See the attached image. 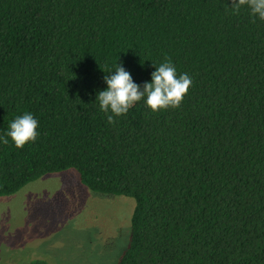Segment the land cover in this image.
Listing matches in <instances>:
<instances>
[{
	"label": "trees",
	"instance_id": "16d2710c",
	"mask_svg": "<svg viewBox=\"0 0 264 264\" xmlns=\"http://www.w3.org/2000/svg\"><path fill=\"white\" fill-rule=\"evenodd\" d=\"M233 0H0V197L75 169L135 199L117 264H264V21ZM170 60L179 108L143 101L109 124L96 94L121 63L143 86Z\"/></svg>",
	"mask_w": 264,
	"mask_h": 264
},
{
	"label": "rangeland",
	"instance_id": "374dc122",
	"mask_svg": "<svg viewBox=\"0 0 264 264\" xmlns=\"http://www.w3.org/2000/svg\"><path fill=\"white\" fill-rule=\"evenodd\" d=\"M135 199L90 190L75 169L0 197V264H117Z\"/></svg>",
	"mask_w": 264,
	"mask_h": 264
},
{
	"label": "clouds",
	"instance_id": "9594fccd",
	"mask_svg": "<svg viewBox=\"0 0 264 264\" xmlns=\"http://www.w3.org/2000/svg\"><path fill=\"white\" fill-rule=\"evenodd\" d=\"M245 5L254 18L264 21V0H233L234 14ZM152 65L155 71L151 80L142 87L134 82L121 63L104 76L107 87L97 92L95 102L98 101L109 124H114L116 117L126 115L141 101L154 113L181 106L192 85L191 77L187 73L178 74L175 65L167 59L158 66ZM38 129V119L26 111L10 122L8 130L0 135V143L8 144L10 138L16 148L22 149L26 144L36 142Z\"/></svg>",
	"mask_w": 264,
	"mask_h": 264
}]
</instances>
